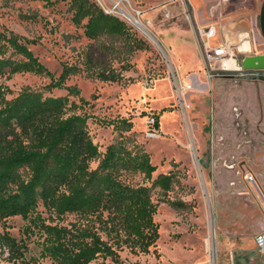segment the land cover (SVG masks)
Segmentation results:
<instances>
[{
  "label": "rangeland",
  "instance_id": "374dc122",
  "mask_svg": "<svg viewBox=\"0 0 264 264\" xmlns=\"http://www.w3.org/2000/svg\"><path fill=\"white\" fill-rule=\"evenodd\" d=\"M91 1L126 22L144 48L134 49L132 41L118 36L87 37L86 20L72 21L70 0H0V34L29 40L30 49L55 77L64 63L82 69L66 82L80 91L79 96L70 95L69 101L81 106L78 113L89 116L88 129L99 150L104 153L112 143L121 142L128 150L150 154L157 166L151 178L123 171L122 180L134 187H152L159 175H174L168 193L152 188L159 239L150 253H135L124 246L117 260L101 256L91 264H264L255 244L256 235L264 230V81L225 78L223 73L208 78L198 54L188 59L199 65L188 69L185 50L175 42H164L175 36L173 21L188 22L187 12L176 0ZM116 3L135 16L148 34L128 14L122 17ZM262 3L226 0L223 10L211 15L215 22L233 24L232 44L242 65L247 58L264 56ZM226 15L232 19H224ZM4 44L0 40V56L18 59ZM175 51L180 63L172 55ZM104 69L114 70L122 81L97 78ZM1 82L8 88V99L27 88L46 96L68 94L65 89L48 90L51 79L30 72L5 74ZM178 85L190 89L179 96ZM80 98L88 103L82 104ZM154 114L159 119V136L149 138ZM123 118L132 121L130 131L99 122ZM98 164L99 160L93 161L91 168ZM168 200L181 201L183 207L175 209ZM39 211L50 216L42 202ZM78 218L67 214L54 223L69 225ZM25 225L19 216L7 221L17 239L24 237ZM39 252L37 237H32L28 258L38 257ZM0 264L8 263L0 258ZM42 264L53 263L44 259Z\"/></svg>",
  "mask_w": 264,
  "mask_h": 264
},
{
  "label": "trees",
  "instance_id": "16d2710c",
  "mask_svg": "<svg viewBox=\"0 0 264 264\" xmlns=\"http://www.w3.org/2000/svg\"><path fill=\"white\" fill-rule=\"evenodd\" d=\"M69 5L74 23L86 20L87 37L118 36L132 41L134 49L144 48L126 22L95 2L70 0ZM0 40L19 57L0 56L1 260L8 264H42L44 259L53 264H91L101 256L117 260L118 250L124 246L135 253H150L159 239L152 188L168 193L174 175H159L152 187L126 184L121 178L123 171L151 178L157 166L148 152H133L121 142L112 143L104 153L99 150L88 129L89 116L78 113L81 106L69 101L70 95L79 96L80 91L66 82L82 69L64 63L61 74L55 77L30 49L29 40L16 34H0ZM22 72L47 76L51 79L48 90L65 89L68 94L46 96L27 88L8 99L2 77ZM97 78L122 81L111 69L99 72ZM80 101L88 103L83 98ZM154 117L158 127V115ZM99 122L113 125L115 130L130 131L133 127L126 118ZM96 160L99 164L93 169L91 163ZM40 202L49 217L39 211ZM167 202L175 209L183 207L181 201ZM67 214L79 218L69 225L54 223ZM17 216L26 222L21 239L7 226L8 219ZM32 237H37L40 252L38 257L28 258Z\"/></svg>",
  "mask_w": 264,
  "mask_h": 264
},
{
  "label": "crops",
  "instance_id": "0c3cea01",
  "mask_svg": "<svg viewBox=\"0 0 264 264\" xmlns=\"http://www.w3.org/2000/svg\"><path fill=\"white\" fill-rule=\"evenodd\" d=\"M226 0H176L175 4L181 9L184 8V12H187L188 22L179 21L172 22L173 31L175 33L174 38L167 39L164 42L166 44L175 42L178 48L185 50L187 59L185 62L186 67L198 66L196 62L189 63V56L192 54H198L202 57L201 51L198 44V33L197 26L200 25H211L216 26L219 32L224 31L227 39L232 43L234 35L230 34L234 30L233 24H221L212 20L211 15L213 11H222ZM214 2V3H213ZM167 12V11H166ZM232 19L229 15L224 16V19ZM229 21V20H227ZM228 23V22H226ZM228 32V33H227ZM231 35V37H230ZM220 42V38L217 37L211 41L212 45H217ZM178 51V50H177ZM173 53L175 61H178V52ZM203 61V60H202ZM180 63V61H178ZM183 69H185L183 67ZM199 81L202 80L200 74L197 76Z\"/></svg>",
  "mask_w": 264,
  "mask_h": 264
},
{
  "label": "built area",
  "instance_id": "2783aa9c",
  "mask_svg": "<svg viewBox=\"0 0 264 264\" xmlns=\"http://www.w3.org/2000/svg\"><path fill=\"white\" fill-rule=\"evenodd\" d=\"M120 3H116V8L120 11V15L125 17L122 10L119 9ZM106 11V10H105ZM110 13L109 11H106ZM198 44L201 51L205 70L208 78H212L219 73H244V65H242L236 54L235 46L227 39L224 31L219 32L216 26L200 25L197 26ZM219 37L220 42L217 45H212L211 41ZM219 66L217 67V65ZM178 93L180 94L189 90V85H178ZM150 130L149 138L158 135L156 127V118L154 116L149 120ZM255 244L260 251L264 263V230L258 233L255 237Z\"/></svg>",
  "mask_w": 264,
  "mask_h": 264
},
{
  "label": "water",
  "instance_id": "95a60500",
  "mask_svg": "<svg viewBox=\"0 0 264 264\" xmlns=\"http://www.w3.org/2000/svg\"><path fill=\"white\" fill-rule=\"evenodd\" d=\"M260 30L261 34L264 37V0L261 6V11H260ZM244 67H245V72L244 74H236V73H223L221 76L225 78H234L237 76H246L250 79H258L264 81V56H257V57H251L247 58L244 61Z\"/></svg>",
  "mask_w": 264,
  "mask_h": 264
},
{
  "label": "bare ground",
  "instance_id": "6f19581e",
  "mask_svg": "<svg viewBox=\"0 0 264 264\" xmlns=\"http://www.w3.org/2000/svg\"><path fill=\"white\" fill-rule=\"evenodd\" d=\"M119 9L121 10L120 7H119ZM122 11H123V10H122ZM123 13L125 14V16H127V14H128V18L132 21V23H133L134 25H136L139 29H141L142 31H144V33L148 34L147 31H146V29H145L144 26L142 25V23H141L139 20H137V18H136L135 16H133L131 13H127V14H126V12H124V11H123ZM158 136H159V135L155 136V138L158 137Z\"/></svg>",
  "mask_w": 264,
  "mask_h": 264
}]
</instances>
